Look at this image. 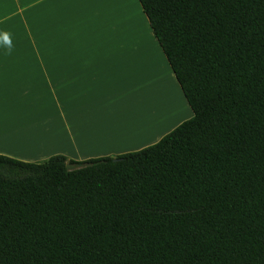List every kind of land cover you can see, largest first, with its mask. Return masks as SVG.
<instances>
[{
    "label": "trees",
    "instance_id": "trees-1",
    "mask_svg": "<svg viewBox=\"0 0 264 264\" xmlns=\"http://www.w3.org/2000/svg\"><path fill=\"white\" fill-rule=\"evenodd\" d=\"M192 117L138 151L0 155V264H264V0H138Z\"/></svg>",
    "mask_w": 264,
    "mask_h": 264
},
{
    "label": "crops",
    "instance_id": "crops-1",
    "mask_svg": "<svg viewBox=\"0 0 264 264\" xmlns=\"http://www.w3.org/2000/svg\"><path fill=\"white\" fill-rule=\"evenodd\" d=\"M147 22L138 0H0V155L113 157L189 119Z\"/></svg>",
    "mask_w": 264,
    "mask_h": 264
},
{
    "label": "rangeland",
    "instance_id": "rangeland-1",
    "mask_svg": "<svg viewBox=\"0 0 264 264\" xmlns=\"http://www.w3.org/2000/svg\"><path fill=\"white\" fill-rule=\"evenodd\" d=\"M134 4V3H133ZM137 8V7H136ZM138 10V9H137ZM139 12V11H138ZM140 13V12H139ZM129 14H130V10H129ZM141 15V14H140ZM130 16L132 17V15L130 14ZM134 16V15H133ZM142 16V15H141ZM140 16V17H141ZM135 22V21H134ZM139 37H141V41L143 42V43H145L146 45H147V42H146V40H147V38L146 37H148V35H149V28H148V24L146 25L145 24V22L143 21V19H142V17L140 18V20H139ZM148 23V22H147ZM136 24V23H135ZM137 36H138V34H137ZM146 39V40H145ZM148 46V45H147ZM160 49V48H159ZM161 51V50H160ZM162 52V51H161ZM164 55V54H163ZM157 57H159V55H157ZM188 114H190V112H188L187 111V115ZM193 115V114H192ZM192 117V116H191ZM190 117V118H191Z\"/></svg>",
    "mask_w": 264,
    "mask_h": 264
},
{
    "label": "bare ground",
    "instance_id": "bare-ground-1",
    "mask_svg": "<svg viewBox=\"0 0 264 264\" xmlns=\"http://www.w3.org/2000/svg\"><path fill=\"white\" fill-rule=\"evenodd\" d=\"M136 14H137V18H138V20H140V14H139V12H136ZM179 102V101H178Z\"/></svg>",
    "mask_w": 264,
    "mask_h": 264
}]
</instances>
